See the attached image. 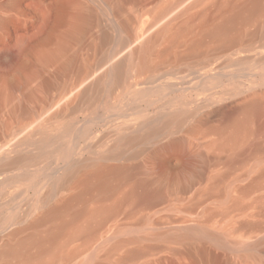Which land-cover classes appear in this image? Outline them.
Instances as JSON below:
<instances>
[{"label":"bare ground","instance_id":"6f19581e","mask_svg":"<svg viewBox=\"0 0 264 264\" xmlns=\"http://www.w3.org/2000/svg\"><path fill=\"white\" fill-rule=\"evenodd\" d=\"M75 2L57 0L59 16L67 19L70 27L67 37L60 38L49 58L60 59L64 68L73 62L67 38L81 37L88 23V13L82 7L75 4L73 12L67 11ZM175 5L176 2H168L161 6L155 22L163 20ZM184 14L161 21L148 34L145 29L134 33L127 30L129 33L119 47L107 48L99 62L82 63L75 76L41 109L61 100L94 75L103 61L137 40L112 64L114 77L109 96L120 85L130 83L125 82L130 72H144L146 77L139 81L133 95L124 99L128 101L112 106L113 118L100 117L84 128L77 126L78 135L64 136L54 149H45V145L32 148L31 143H25L23 148L15 145L0 153V195L10 187L16 188L2 212L0 264H71L100 238L109 218L125 208L135 209L154 199L144 182L133 180L137 165L126 162V152L135 156L144 152L148 143L155 142L157 147L150 154H157L161 167L169 163L167 155H175L187 165L183 141L170 136L172 130L186 125L190 119L196 122L206 119L211 112L222 113L227 109L228 123L207 143L208 148L228 154L227 168L215 171L203 191L219 193L225 199L229 196L225 182L230 168L236 155L247 148L252 124L264 114V0H207L197 11ZM109 38L103 34L104 44ZM22 51L19 44L4 54V60L23 68L27 62L20 60ZM223 56L225 59L218 61ZM242 63L248 64V68L234 75L239 77L234 87L204 94L212 87L209 83L232 75L225 69ZM94 85L89 84L75 98L76 107L88 100L84 101L83 95ZM185 88L191 94L183 97L180 91ZM39 112L34 111L11 126L9 135L28 128ZM105 123H110L105 132L90 139L95 129ZM163 136L168 139H160ZM137 144L140 147H135ZM263 171L240 192L257 184ZM172 237L219 239L205 224L185 227ZM127 240L118 238L105 253L110 255ZM140 252L139 248L131 249L122 258ZM87 262L89 259L84 258L78 264Z\"/></svg>","mask_w":264,"mask_h":264},{"label":"rangeland","instance_id":"374dc122","mask_svg":"<svg viewBox=\"0 0 264 264\" xmlns=\"http://www.w3.org/2000/svg\"><path fill=\"white\" fill-rule=\"evenodd\" d=\"M75 1L67 11L73 12L76 4L89 17L81 37L67 38L68 54L73 62L64 68L60 59L49 58L60 38L67 37L70 27L67 19L62 20L59 16L57 0H0V153L15 145L23 148L25 143H31L32 148L45 145V149H54L64 136L76 137L77 126L84 128L93 121H99L100 117L113 118L112 106L116 102L128 101L124 99L133 95L134 89L140 85L139 81L146 77L144 72H130L125 81L130 83L120 85L109 96L108 89L114 77L111 66L131 46L136 45L137 40L122 48L113 58L103 61L94 75L73 88L67 97L41 109L61 91L64 83L75 76L82 63L99 62L106 49L119 47L122 38L129 32L145 29L148 34L161 21L183 17L185 11H197L207 2ZM168 2H176V5L163 20L155 22L159 9ZM105 33L110 37L107 44L103 39ZM19 44L23 46L20 60L27 62L23 68L4 60V54L15 50ZM223 59L224 56L218 61ZM247 68L248 64L242 63L225 69L224 72L232 75L219 78L220 83L219 80L209 83L212 87L204 94L234 87L239 79L234 75L242 74ZM100 76L102 78L96 82ZM93 83V88L83 95V100H88L76 107L75 98ZM189 94V88L180 91L183 97ZM37 110L40 112L34 124L9 135L11 126ZM222 113L211 112L206 119L196 122L190 119L186 125L172 130L170 136L183 141L188 153L187 165H183L177 156L167 155L169 163L161 167L157 154L153 153L157 147L155 142L148 143L144 152L135 156L130 157V153L126 152V162L137 165L133 170V180L144 182L148 191L154 194V199L135 209L125 208L109 218L100 238L71 264H78L84 258L89 259L86 264H264V171L257 184L244 193L240 192L264 170V114L252 124L249 144L245 151L236 155L230 168L225 182L229 196L225 199L219 193L203 191L215 171L227 168L228 154L207 147V143L217 137V130L229 121L228 109ZM109 125L105 123L95 129L90 139L105 132ZM160 139L168 138L163 136ZM15 193L16 188L10 187L0 195V222L4 220L2 212L6 201L11 200ZM200 224H205L219 239L172 237L185 227ZM118 238L129 240L107 255L108 246ZM137 248L141 250L138 255L122 258L129 250Z\"/></svg>","mask_w":264,"mask_h":264}]
</instances>
